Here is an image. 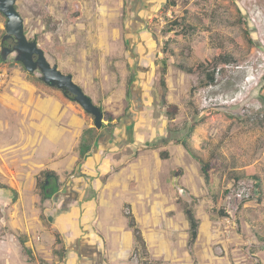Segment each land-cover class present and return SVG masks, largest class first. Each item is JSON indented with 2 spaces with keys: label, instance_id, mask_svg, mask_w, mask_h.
Instances as JSON below:
<instances>
[{
  "label": "rangeland",
  "instance_id": "obj_1",
  "mask_svg": "<svg viewBox=\"0 0 264 264\" xmlns=\"http://www.w3.org/2000/svg\"><path fill=\"white\" fill-rule=\"evenodd\" d=\"M16 8L28 38L38 42L52 65L64 74L77 66L87 85L89 81L100 90L95 104L113 106V112L119 114L126 105L124 99V105L118 107L122 86L125 82L126 88L131 86L129 109L119 121L128 116V135L133 137L135 132V139L115 156H122V164L127 165L148 152L139 167L125 172L138 178L131 188L137 182L143 184L147 202L160 200L169 208L164 220H178L184 226L185 211L178 212L186 207L192 208L199 222L204 217L208 225L201 235L217 257L215 264H264V0H17ZM175 21L190 29L171 27ZM6 23L0 13V122L12 124L9 102L1 104V100L16 95L11 79L16 72L27 71L16 61V54L2 58ZM220 55L230 56V63H219ZM163 64L168 66L166 88L161 84ZM180 64L205 68L189 74ZM214 70L215 83L204 86L207 74ZM41 75L38 71L31 79L37 82ZM131 78L135 82L129 85ZM108 82L112 89L107 92ZM115 123L105 121L104 126L111 129ZM181 138L188 139L194 153L210 163L209 184L201 175L199 162L192 155L183 160L175 148ZM163 152H173L172 158L163 160ZM192 158L194 173L187 167ZM147 164L153 167L145 173ZM180 166L188 177L194 176L187 185L177 179L183 174ZM71 177L63 183L68 185L70 179L73 183ZM168 179L175 181L173 187ZM151 180L155 188L150 187ZM243 182L254 183L256 191L253 197L238 200L232 191ZM6 193L0 199L3 222L8 221L5 210L19 201H13V192ZM93 194L88 193V200L98 197ZM0 227L2 241L9 232L4 224ZM198 258L206 259L201 251Z\"/></svg>",
  "mask_w": 264,
  "mask_h": 264
},
{
  "label": "crops",
  "instance_id": "obj_2",
  "mask_svg": "<svg viewBox=\"0 0 264 264\" xmlns=\"http://www.w3.org/2000/svg\"><path fill=\"white\" fill-rule=\"evenodd\" d=\"M75 69L65 73L72 75L74 82L95 103L100 97V90L92 88L89 81L88 88L84 73H78L77 66ZM16 76L11 79L16 95L8 96L4 102L1 100V104L9 102L7 105L14 119L12 124L6 120L0 122V159L3 165L0 168V184L10 188L0 189V199L6 192L11 194L15 191L17 201L22 203L17 202L6 209L8 221H0V225L4 224L9 232L0 241V250L4 251L3 254L0 252V264H42L40 260L44 261L43 264H143L146 260L147 264H194L196 260L200 264L216 263L214 259L217 257L211 245H204L201 235L208 225L204 217L202 223L196 217L199 222L198 237L191 247L188 219V222H183L184 226H180L178 220H164L169 208L160 200L147 202L143 184L137 182L136 187L131 188L135 177L133 174L126 176L125 172L128 168L139 167V162L148 156V152L140 153L138 161L127 165L122 164V156H115L122 153L126 144L132 146L129 142L135 139V132L133 137L128 135V116L119 121L129 109L127 82L122 86L123 96L118 98L121 99L118 107L124 105V99L126 102L119 114L113 112V106L98 105L104 114L113 118L111 123L114 120L116 123L109 130L104 125L102 131L97 129L91 151L80 159L79 147L84 132L95 128V121L58 87L47 85L39 77L35 82L28 72L22 75L16 72ZM108 83L107 92L112 89ZM105 89L103 92H106ZM107 123L110 124L109 121ZM8 126L9 130L5 131ZM175 148L183 160L190 155L182 145ZM153 153L157 158L156 152ZM168 154L171 159L173 152ZM150 165L144 166L145 173L153 167ZM180 167L183 174L177 179L182 185H187L190 182L188 179L194 177L191 173L195 171V161L192 158V164L187 165L192 170L190 177ZM46 171L57 173L61 188L52 199L42 204L37 178ZM151 171L150 178L154 179V171ZM137 173L140 177L141 172ZM68 175L74 177V182L70 183V179L66 185L63 181ZM173 181L168 179L171 187ZM150 182V187L155 188L154 180ZM91 191L93 196L98 197L88 200ZM123 194L128 195L123 197ZM125 209L136 219L147 244L148 258L137 252L138 242ZM181 211L184 210H179L178 214ZM46 222L53 224L49 226ZM166 226L173 233H167ZM23 246L31 251L32 257L25 255ZM200 251L206 258L203 262L198 258Z\"/></svg>",
  "mask_w": 264,
  "mask_h": 264
},
{
  "label": "trees",
  "instance_id": "obj_3",
  "mask_svg": "<svg viewBox=\"0 0 264 264\" xmlns=\"http://www.w3.org/2000/svg\"><path fill=\"white\" fill-rule=\"evenodd\" d=\"M79 15V13H78ZM176 26H183V30L188 31L190 29V26H188V24H180L178 21H175L171 24V27H176ZM173 29V28H171ZM163 51L166 53L168 51V43H166L163 47ZM230 58V56H229ZM229 58H223V55L218 57V62L219 63H230V59ZM164 63L166 61H163ZM216 60V64L218 63ZM218 63V64H219ZM212 64V62H211ZM179 67L186 71L189 74H195L197 71L205 68L202 65H198L197 67L194 68H188L182 64L179 65ZM203 67V68H202ZM167 64H163V75H162V79H161V84L164 88H166V80H165V75L167 73ZM39 80H41L42 82H44L43 76L39 77ZM206 83L203 84L204 86L208 85L207 83H209L210 85L214 84L216 81V71H212L211 73H208L206 76ZM134 82V79L131 78L129 81V85H131ZM131 87V86H130ZM130 87L128 88V93H127V98H128V102L129 104L131 103V92H130ZM64 95L71 101L76 102L75 98L72 94H70L68 91L63 90ZM263 101H264V97H263ZM88 115H91L90 113L87 112ZM104 117L106 118L107 121H109L110 123L113 121V118L107 114H104ZM195 129V126H192L190 128V132L189 134H193V131ZM190 135V136H191ZM97 136V129L95 128H91V129H87L84 132V136L82 139V143L79 147V154H80V159H83L92 149V145L94 143V140L96 139ZM177 144L182 145L190 155H192L200 164V171H201V175L203 176L206 184H209V174H208V170L210 168V163H206L201 157L197 156L196 153H194L193 151V147L191 145V142L188 141V139L186 138H181V139H177L176 140ZM161 158L163 160H166L169 158V154L167 152H163L161 153ZM61 188V183H60V179L59 176L57 175L56 172L53 171H46L44 173L41 174V176H39L37 178V189L38 192L41 196V200H42V204L45 203L47 200L52 199L59 191ZM0 189H6V190H10V188L8 186L2 185L0 184ZM14 193V199L13 201L15 202L18 198V195L15 191H13ZM185 215L190 223V228H191V235H190V246L192 247L193 244L196 242L197 237H198V228H199V222L192 210V208L186 207L185 208ZM224 214H226L224 212ZM127 216L129 217V225L130 227L134 230V234L136 237V240L138 242V250L137 252H141L142 256L144 258H148L149 252H148V248H147V244L145 242V239L143 237V234L141 232V230L139 229L136 219L135 217L132 215L131 212H127ZM43 220L45 219L44 215L42 214L41 217ZM58 242H59V238H58ZM23 251L26 255L30 256L31 255V251H29V249H27L25 246H23ZM147 260L144 261L143 264H147ZM194 264H200L197 260L195 261ZM260 264V263H259Z\"/></svg>",
  "mask_w": 264,
  "mask_h": 264
},
{
  "label": "water",
  "instance_id": "obj_4",
  "mask_svg": "<svg viewBox=\"0 0 264 264\" xmlns=\"http://www.w3.org/2000/svg\"><path fill=\"white\" fill-rule=\"evenodd\" d=\"M17 0H0V13L7 18L4 40L14 38L16 44L11 49L2 51V58L16 54V61L21 63L30 74L41 72L44 82L51 87L68 91L75 101L94 117L95 128L100 130L104 125V113L100 106L74 82L73 76L62 73L57 65H52L46 58L45 52L36 40L30 41L25 33L24 19L17 11Z\"/></svg>",
  "mask_w": 264,
  "mask_h": 264
},
{
  "label": "built area",
  "instance_id": "obj_5",
  "mask_svg": "<svg viewBox=\"0 0 264 264\" xmlns=\"http://www.w3.org/2000/svg\"><path fill=\"white\" fill-rule=\"evenodd\" d=\"M256 191L255 184L254 183H246L243 182L237 186L232 196L238 200H245L253 197V192ZM230 204V203H229ZM229 211V210H226ZM228 213V212H227Z\"/></svg>",
  "mask_w": 264,
  "mask_h": 264
},
{
  "label": "flooded vegetation",
  "instance_id": "obj_6",
  "mask_svg": "<svg viewBox=\"0 0 264 264\" xmlns=\"http://www.w3.org/2000/svg\"><path fill=\"white\" fill-rule=\"evenodd\" d=\"M26 33V32H25ZM27 35V34H26ZM5 37V36H4ZM28 37V36H27ZM30 41H33L34 39H30V38H28ZM12 42V43H11ZM2 44H3V50L4 49H11V48H13L14 46H15V44H16V41H15V39L14 38H10V39H7V40H4V38H3V42H2ZM41 48V47H40ZM42 49V48H41ZM43 50V49H42ZM44 51V50H43ZM45 52V51H44ZM45 55H46V53H45ZM47 58V57H46Z\"/></svg>",
  "mask_w": 264,
  "mask_h": 264
},
{
  "label": "clouds",
  "instance_id": "obj_7",
  "mask_svg": "<svg viewBox=\"0 0 264 264\" xmlns=\"http://www.w3.org/2000/svg\"><path fill=\"white\" fill-rule=\"evenodd\" d=\"M41 76H43V75H41Z\"/></svg>",
  "mask_w": 264,
  "mask_h": 264
}]
</instances>
